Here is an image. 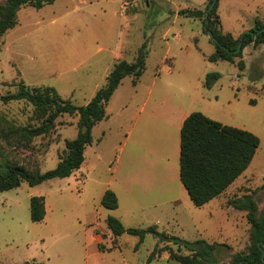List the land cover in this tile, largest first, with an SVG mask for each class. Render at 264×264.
I'll return each mask as SVG.
<instances>
[{
    "label": "rangeland",
    "instance_id": "374dc122",
    "mask_svg": "<svg viewBox=\"0 0 264 264\" xmlns=\"http://www.w3.org/2000/svg\"><path fill=\"white\" fill-rule=\"evenodd\" d=\"M204 2L55 0L39 10H18L16 25L0 41V97L15 93L23 83L52 88L61 99L81 109L104 85L116 62H133L143 45L147 57L136 88L131 85L132 78H124L106 107L107 118L93 127L81 172L34 187L22 183L0 193V264H123V260L126 264H147L153 248L178 251L175 245L150 234L139 243L138 237L124 233L114 242L113 237L104 241L105 247H118L106 250L100 244L102 252L95 255L93 246L87 248L90 244L83 230L96 210L101 222L112 216L125 229L155 227L185 241L224 245L215 256L220 263L246 252L250 225L246 213L234 209L231 202L251 194L258 210L264 206V45L243 50L242 71L238 59L233 63L208 62L206 57L214 46L202 22L179 15L182 9L202 8ZM218 14L223 33L238 38L253 26L256 16L264 22V0H220ZM115 53L117 60L112 55ZM209 73H217L219 78L206 89L203 81ZM155 100L179 106L181 114L199 112L223 125L251 132L259 139V146L242 175L201 208L193 206L185 190L180 195L171 190L164 199H179L174 210L170 205L153 207L154 202L144 198L142 212L122 194L117 209L108 210L100 204L103 194L143 170L136 155L144 128L148 127L149 145L160 152L162 161L169 150L172 153V144L167 149L162 145L163 133L150 130L152 121L159 117H153ZM40 120L29 103L0 100V159L41 173L54 169L65 141L77 135L78 113L59 116L47 135L32 140L15 136L23 127L38 126ZM179 130H175V154ZM174 163L178 170L176 156ZM32 196L44 197L46 215L40 223L31 222L29 217ZM180 254L189 252L180 248Z\"/></svg>",
    "mask_w": 264,
    "mask_h": 264
},
{
    "label": "trees",
    "instance_id": "16d2710c",
    "mask_svg": "<svg viewBox=\"0 0 264 264\" xmlns=\"http://www.w3.org/2000/svg\"><path fill=\"white\" fill-rule=\"evenodd\" d=\"M54 1L5 0L0 4V41L3 35L16 25L18 10L24 7L39 10ZM219 2L220 0H206L202 8L182 9L179 15L199 20L203 27L207 20L206 29L203 28V30L206 34L211 33L212 37L209 41L214 46L213 52L206 57L208 62L233 63L235 59H238L237 66L242 71L244 69L243 50L248 46L255 48L264 45V22L256 16L253 26L238 38H234L231 34L222 31L218 14ZM211 5L212 8L208 10ZM146 57L147 51L143 45L133 62L124 60L116 62L107 75L104 85L81 109L61 99L52 88L27 87L23 83L17 86L15 93L0 97L2 102L23 100L32 105L41 116L38 126L23 127L15 133V136L23 140L47 135L54 129L55 120L59 116L78 113L77 135L73 140L65 141V149L54 169L41 173L29 170L7 158L0 159V193L16 189L22 183L34 187L50 180L65 179L78 171L84 163L86 148L92 144L91 131L96 124L106 119V107L113 93L126 77L132 78V84H136L144 72ZM218 78L217 73L207 74L203 81L204 88L210 89ZM259 143V139L251 132L223 125L199 112L190 113L183 120L179 132V180L193 206L200 208L222 195L247 169ZM100 204L108 210H115L118 207L117 198L110 190L103 194ZM231 205L234 209L246 213V220L250 225V244L246 252L234 254L226 263L217 262L215 259L217 252L220 248H224V245L210 244L205 240L185 241L160 233L155 227L125 229L121 222L112 216H108L105 223L115 239L127 233L138 237L139 243H142L145 236L150 234L161 242L175 245L178 247L177 252H173L171 248L164 250L168 252L169 259L176 264H264V206L258 210L257 202L251 194L232 201ZM45 215L44 197H30L31 222L40 223ZM180 248H184L189 254H180ZM157 252L158 249L154 248L149 259Z\"/></svg>",
    "mask_w": 264,
    "mask_h": 264
},
{
    "label": "crops",
    "instance_id": "0c3cea01",
    "mask_svg": "<svg viewBox=\"0 0 264 264\" xmlns=\"http://www.w3.org/2000/svg\"><path fill=\"white\" fill-rule=\"evenodd\" d=\"M112 55L113 56L115 55L116 56L115 59L117 60L118 58L117 53ZM108 74L109 72H107L106 75ZM121 84L119 85V87L121 86ZM136 84L133 85L131 81V85L134 86V88H136ZM118 88L115 90V92L118 90ZM151 88L148 89L149 92L151 91ZM115 92L113 94H115ZM155 101L157 102L152 107L155 113L153 114V117L154 115L155 117L158 116L159 117L152 121L153 125L150 127L151 128L150 130L151 132L157 130L163 133L164 137H163L162 145H164V147H166L167 149V145L172 144L171 145V147H173L172 153L170 152V150L167 153L166 150L164 149L163 155H165L166 153L167 154L165 160L162 161L161 158L159 157L160 152L157 151V149H155L153 146L149 145L148 140H150L151 137H148L146 135V130L148 127L144 128L142 135L143 141H141V143L137 145V155H136L138 164L141 165V167H143L142 172L134 175L132 179L127 178L124 181H120L117 184V188L111 189V191L115 194L117 198L118 205H119V194H122L124 198L130 202V205L132 206L134 205L137 209H141L142 212L144 208L141 205V202H143L144 198H149L151 201H153L154 202V204H152L153 207H162L164 205H170V209L174 210L175 207L178 206L179 199L175 197L169 199H164V198L165 196H167V194L171 195V190L175 192L177 191L179 195L182 194V190H184L181 189L183 187L179 180V169L176 170L174 163L175 156L179 158V154H178L179 141H177L176 154L174 150V145L176 144L175 130L181 128L182 122L188 116V114L186 113L181 114V110L179 106L178 107L172 106L169 103L159 102V100H155ZM106 118H107V114H106ZM137 120L138 118L133 120V126H135ZM156 121L158 123H155ZM159 123L162 125H160ZM129 134H126L125 136L126 140L129 138ZM169 134H170V142H169ZM158 140H160V137L158 138ZM120 150H122V148H120ZM80 170L81 168L77 172H79ZM96 214L99 215V210H96L94 214V218H92V220L87 222L88 224L83 231L85 232V237L87 238V240H89L87 244H90L89 246H87V248L93 246L94 250L96 251L95 255H98V253L102 252V250L100 249L102 248V246L100 244H102L105 247L104 241L108 240L109 242L110 237L113 236L111 235L110 231L106 226L105 223L106 218L101 222V220L97 219ZM112 241L114 242L115 238H113ZM157 246L158 248H161L160 246L162 245H157ZM109 247L116 248L118 247V245L117 246L110 245ZM109 247H105V249L107 250ZM167 253L168 252L165 250L158 251L151 259L148 260L147 264H160L163 261H172L169 259V254ZM122 262L123 264H126L124 260Z\"/></svg>",
    "mask_w": 264,
    "mask_h": 264
},
{
    "label": "water",
    "instance_id": "95a60500",
    "mask_svg": "<svg viewBox=\"0 0 264 264\" xmlns=\"http://www.w3.org/2000/svg\"><path fill=\"white\" fill-rule=\"evenodd\" d=\"M212 8V5L209 7V9L208 10H210ZM207 16V13L205 14V17ZM206 26H207V20L205 21V24H204V29H206ZM207 35H208V37L209 38H211L212 37V35H211V33L210 32H207ZM238 50H239V47H238Z\"/></svg>",
    "mask_w": 264,
    "mask_h": 264
}]
</instances>
